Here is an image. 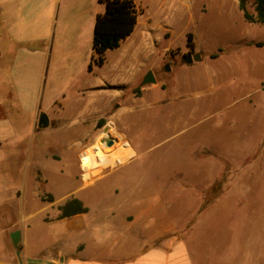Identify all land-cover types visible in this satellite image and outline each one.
<instances>
[{"label":"rangeland","instance_id":"rangeland-1","mask_svg":"<svg viewBox=\"0 0 264 264\" xmlns=\"http://www.w3.org/2000/svg\"><path fill=\"white\" fill-rule=\"evenodd\" d=\"M134 1L137 32L151 52L135 75L156 77L136 85L148 89L142 106L84 129L53 120L38 128L19 111L17 138L0 149V224L22 212L40 221L55 210L39 194L57 203L78 197L92 209L140 205L147 223L171 227L167 237L182 240L192 264H264V47L256 44L264 25L245 20L237 0ZM69 2L75 12L92 4ZM247 8L256 13L254 0ZM78 29L69 24L55 34L47 69L55 84L84 61L94 68L93 29ZM188 53L200 60L185 62ZM117 55L110 50L105 61ZM51 97L46 92L42 107L53 119L74 115L88 98L72 90L61 110ZM106 134L114 143L100 152H120L124 162L96 166L85 178L81 155Z\"/></svg>","mask_w":264,"mask_h":264},{"label":"crops","instance_id":"crops-1","mask_svg":"<svg viewBox=\"0 0 264 264\" xmlns=\"http://www.w3.org/2000/svg\"><path fill=\"white\" fill-rule=\"evenodd\" d=\"M69 1L0 0V149L17 138L14 121L21 110L32 114L38 128L50 126L53 120L61 128L84 129L86 122L92 127L99 119L132 113L142 106L148 89L141 85L135 90L142 81L135 70L151 52L140 40L137 22L118 47L106 51L105 55L110 50L118 54L109 63L104 55L102 64L95 63L94 68L88 64L87 68L84 61L73 75L63 77L59 83L55 84V75L47 78L49 54L56 45L59 28H68L70 24L93 29L94 33L96 17L105 11V3L100 0H92L89 10L76 12L67 7ZM80 13L77 17L80 19L73 20ZM71 63L69 59L68 64ZM72 90L82 98L88 96L85 105L72 116L53 119L49 110L42 107L44 95L50 94V106L56 104L62 110L67 106L64 99ZM42 112L48 116L45 127L38 125ZM118 144L126 148L125 143ZM105 146L104 141H98L81 155L85 178L95 173L92 169L96 166L103 169L115 161L124 162L120 152L109 155L100 152ZM51 195L49 199L38 196L55 208L40 221L33 220L32 213L22 212L20 219L11 218L0 224V264H192L182 240L170 241L167 237L172 231L170 226L154 227L146 222L144 206L92 209L84 204L86 212L58 218L57 207L65 201L57 203ZM55 222L56 233L54 228L48 234L50 224Z\"/></svg>","mask_w":264,"mask_h":264},{"label":"trees","instance_id":"trees-1","mask_svg":"<svg viewBox=\"0 0 264 264\" xmlns=\"http://www.w3.org/2000/svg\"><path fill=\"white\" fill-rule=\"evenodd\" d=\"M105 3V11L98 14L95 21L94 33L92 36V48L94 54L92 61L102 64L107 50L114 49L120 45L123 38L130 35L137 22V7L134 0H100ZM256 13L249 12L247 0H237L238 8L248 22H258L264 25V0H254ZM258 47H264V42L256 43ZM217 57V54L213 55ZM139 88L136 89L138 91ZM48 116L42 112L38 119L39 127L47 125ZM105 121L99 120V124ZM52 198V195H50ZM52 200V199H50ZM58 218H63L76 213L87 211V206L78 197H70L63 204L57 207Z\"/></svg>","mask_w":264,"mask_h":264},{"label":"water","instance_id":"water-1","mask_svg":"<svg viewBox=\"0 0 264 264\" xmlns=\"http://www.w3.org/2000/svg\"><path fill=\"white\" fill-rule=\"evenodd\" d=\"M200 53H195V54H191V53H188L184 58L183 60L187 63H192L193 61H198L200 60ZM165 68L166 69H169V64L166 63L165 65ZM155 75L153 73L152 70H149L148 72L145 73L144 77L142 78V83H147V84H150V83H154L156 81L155 79ZM104 143L107 145V146H110L112 145V143H114V140L112 138H104L103 139Z\"/></svg>","mask_w":264,"mask_h":264},{"label":"bare ground","instance_id":"bare-ground-1","mask_svg":"<svg viewBox=\"0 0 264 264\" xmlns=\"http://www.w3.org/2000/svg\"><path fill=\"white\" fill-rule=\"evenodd\" d=\"M104 132H106V131H104ZM105 136H107V137H105V138H108V137H109V134H106Z\"/></svg>","mask_w":264,"mask_h":264}]
</instances>
